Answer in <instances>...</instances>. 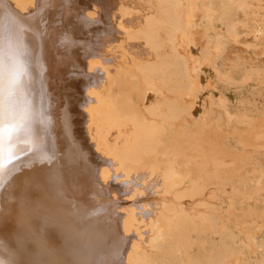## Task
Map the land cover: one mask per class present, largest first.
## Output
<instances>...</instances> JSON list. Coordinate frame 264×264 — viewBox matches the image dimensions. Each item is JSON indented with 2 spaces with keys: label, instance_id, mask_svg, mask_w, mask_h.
<instances>
[{
  "label": "bare ground",
  "instance_id": "6f19581e",
  "mask_svg": "<svg viewBox=\"0 0 264 264\" xmlns=\"http://www.w3.org/2000/svg\"><path fill=\"white\" fill-rule=\"evenodd\" d=\"M189 3L190 5H187ZM242 5V0H154L149 8L151 13L141 15L143 19L139 21V26H134L138 29L134 27L131 29L130 26L128 29L123 24L126 21H117L120 24L116 27L117 23L116 25L115 21L113 23L114 18L103 10L99 0L82 2L0 0V109H10L11 99L5 97V90L10 86L7 80L10 73L13 76L15 68L18 69L15 64L21 66V59H16L12 55L7 59L10 54L8 52L14 50L13 46L9 45V39L14 33L21 45L28 46L30 63L32 62L31 81L34 82V78L38 77L42 69L50 68L57 61L62 63L59 64V68L67 69L69 72L75 70L81 80L85 79L74 107L77 111L75 117L79 121L66 123L67 130L72 129L73 133L75 129L79 131L73 135L72 131L67 132L70 134L67 135L69 146L67 155L58 154L56 149L58 146H54L53 137L47 138L48 152H52L48 165L54 180L59 183L67 182L73 187L79 176L76 172L78 166L81 163L84 166L86 164L89 170L91 168L89 159L98 157L105 163L108 161L110 165L97 167L98 178L101 180L106 178L103 179L106 186L107 178L111 177V172L114 171L117 174L114 178L121 177L128 186L139 180L140 183L147 184L149 190L153 191L152 194L154 192L157 194L158 199L154 203L138 199L146 187L144 185L136 187L139 186L137 183L134 184L133 190L131 189L134 193H130L132 195L129 197L130 199L136 197V201L142 206H138L134 201L130 204L125 201L122 208L119 206L122 209L118 212L120 231L122 236L128 239L127 246L124 245L126 249L123 264H252L251 259L245 255L242 244L233 236V232L221 225L222 220L214 209L215 190L221 187L224 174H227L228 180L231 181L235 173L234 169L232 170L234 162L231 160L234 158H230L233 156L230 146L227 150L221 149L222 155L201 152L200 160L206 158L212 166L199 170L197 166L199 149L198 151L195 149V142L198 136L202 141L205 139L202 136L204 129L209 131L210 128L214 133V139L217 140L223 138L221 126L232 125L233 131L231 129L226 131L232 134L235 132L236 135L227 137L226 142L231 144L233 141L236 143L241 140L247 143L254 138V131L261 133L259 130L264 126L262 119L258 121L251 119L246 111L253 108L247 106L243 107V114L236 118L231 116H227V119L219 118V123L215 124L209 120L208 126L204 127L203 117L193 129V134L184 132V123L188 121L186 115L190 111L205 116L206 110L212 113L214 106H217L228 113L229 99L217 90L216 97L201 95L193 107L182 103L181 99L190 94L192 89L193 83L189 78L193 72L185 56L179 51V45L191 39L192 51L198 55L200 63L204 64L201 69L208 72L217 70L214 62L205 63V59L207 62L208 57L218 54L221 50L219 42L221 36L213 35L216 32L212 31L213 24L222 20L227 35L236 36L237 23L234 20V11L242 8ZM123 14H126V11H123ZM66 17L75 21L73 28L65 25ZM56 18L62 20L60 25L62 27L59 30L52 28L50 24ZM84 27L88 28L90 33L86 39L82 38ZM114 32L124 33L126 38L132 41L141 40L150 53V60L142 61L133 54L131 56L125 50L127 46L124 49V45L121 44L122 40L121 43L119 41L115 43L111 39L115 45H110L109 37ZM257 32L264 33V23H258ZM70 45L72 48L79 45L75 49L76 53L73 50L71 54L67 53L64 47ZM109 46H112L110 51L107 49ZM111 51L117 54L113 56L114 58L109 56ZM36 60L40 64L33 65ZM112 61L116 63L113 64ZM10 68L12 71H8ZM67 74L69 77L70 73L64 72L62 78L67 77ZM217 74L223 84L235 83L231 77L219 72ZM40 100L39 97L36 99V106ZM189 100L191 102V99ZM38 108L41 110L39 106ZM39 109L34 108L33 111L37 120L41 119L38 116ZM234 123H242L244 126L240 127ZM42 129L43 127L40 132L44 131ZM239 129L245 131V135H240ZM82 133L86 135L90 145L82 144L83 140L80 138ZM187 140L193 142L185 144ZM187 157L190 159L189 162L186 161ZM212 157L214 160H211ZM162 160L163 163H160ZM38 167L41 168V165ZM20 180L13 178L11 185L15 207L8 213L12 212L11 219L14 220V224L22 229L25 224L31 223L39 231L46 229L47 233L57 230L54 236L50 234L47 236L52 237L56 243L66 242V248L60 251L64 257L58 264H78L80 258L84 259V264H103L100 259L105 252L104 248L88 250L90 245L88 239L95 234L96 229L90 226L87 227V233V230L80 231L81 228L85 229L80 224L84 215L94 216L95 211L84 209V200L80 194H76V188L71 197L65 194L52 195V191L45 189L41 197L43 199H39L29 194L27 186L22 185ZM34 188L42 190L40 186L35 185ZM46 204L48 206L44 207ZM43 208L49 209L57 218L56 222L48 226L49 228L41 225L40 216L46 211ZM83 210L85 214L81 216ZM69 221H72L70 226L72 234L66 236L67 234L62 233V236L58 231L68 225ZM198 221L201 223L199 227ZM144 227L150 233L148 240L144 239L146 233L142 230ZM189 229L202 231V240L196 241V254L191 255H188L184 240V235ZM258 232V235L248 236L246 245L252 247L256 254L253 263L264 264L262 227ZM143 242L148 243L150 248L145 247ZM73 249L77 251L75 254L71 252ZM22 259L5 261L7 264H24Z\"/></svg>",
  "mask_w": 264,
  "mask_h": 264
},
{
  "label": "rangeland",
  "instance_id": "374dc122",
  "mask_svg": "<svg viewBox=\"0 0 264 264\" xmlns=\"http://www.w3.org/2000/svg\"><path fill=\"white\" fill-rule=\"evenodd\" d=\"M82 1L83 0H81V2ZM153 1L154 0H99V4L103 7L104 11L106 10L107 13L109 12V14L112 15L114 18L111 17L113 23L114 21L115 25L117 23L116 27L120 24H118V22L126 21L123 22L124 26H127L128 29H130V27L133 29L134 26H139V21L143 19V15L151 13L149 8ZM242 1V8L239 7L234 11V20L237 23V29L235 27L236 36L227 35L222 20H218L213 24L212 31L216 32L213 33L211 31V33L219 37L221 36V38H219L221 50L218 54L208 57L209 59H207V62L205 59V63L207 64L210 62L213 64L214 62L217 70L208 72L205 69H201V66L203 67L204 64L200 63V58L192 51L191 39L185 40L179 45V51L185 56L193 72L189 78V81L193 83L192 89L190 90V94L185 95L181 99L182 103H187L185 105L193 107L196 105V101L199 100L201 95L207 94L216 97L217 90L229 99L228 113L223 112L217 106H214L212 113L206 110L205 116H200L193 113L194 111H190L186 115L188 121L184 123L185 127L183 128L184 132H187V134L194 133L192 132L193 129L198 126L199 122L203 120V117L205 121L202 123H205V127L208 126L209 120L215 124L216 122L219 123V118L227 119V116L236 118L243 114V107L247 106H252L253 108L250 111H246L247 114L250 115L249 117L256 121L262 119L264 125V33L257 32L258 23H264V0ZM187 5H190V3ZM123 11H126V14H123ZM115 13H119V16ZM61 23L62 20L56 18L51 21L50 24L52 28H58L59 30L62 27L60 26ZM64 23L73 28L75 21L73 22L66 17ZM132 23L135 25H132ZM87 26L89 28V25ZM88 28L84 27L82 29L83 39L84 37L86 39L87 35L90 34ZM135 28L136 27H134V29ZM136 29H138V27ZM118 35L120 37H118ZM124 35V33L119 32L110 34V45L114 46V42L118 43V41L120 42L122 40L121 42L123 43H120L124 45V49L125 46H127L125 50L131 54V56L135 55L142 61H149L150 53L147 51L144 43H142L141 40H129L126 38V35ZM111 39H113L114 42ZM123 39H125V41ZM132 42L137 43V45ZM9 45H12L14 50L8 52V54H10L7 59H9L11 55L16 59H21V66L18 67V65L15 64V67L18 69L15 68L16 72L13 71V76L12 73H10V77L7 80L10 86L5 90V97L11 99L10 109H0V255L3 257L0 256V264H7L5 260L10 261V259H13V262L15 258H23L22 261L24 264H58L64 257L60 251L66 248V242H59V245V243L52 240V237L47 236V234L54 236L57 230H51V233H47L46 229L45 231L42 229L39 231V229L31 223L25 224L22 229H19L14 224V220L11 219L12 212L8 213L15 207L14 197L11 193L13 178H16V180L20 178L22 185L24 184L27 186L28 193L39 199H43L41 197H43L45 189L50 190V192L52 191V195L65 194L71 197L76 188V194H80V197L84 200V209L90 212L92 210L93 212L95 211L94 216L83 213L84 210L81 213V216L85 214L80 222L85 229L81 228L80 231L85 232L90 226L96 229L95 234L91 235V238L88 239L90 241L88 244L91 245H89L90 247L88 246V250L91 251L96 247L104 248L105 252L100 259L103 264H123L124 249H126L128 239H125L120 231L118 212L122 209H120L119 206L122 208V205L126 202L130 204L133 203V201L135 204H138V206H142L141 203L136 201V197H131V199L129 197L134 193H132V190L134 184L137 183H139L137 184L139 186L136 187H143V185L146 187V192H142L138 199L154 203L155 200L158 199L157 194H155V192L152 194L153 191L151 189L149 190L147 184H142L139 180L128 186L127 183L122 181L121 177L114 178L117 175L114 171L111 172V177L107 178L106 186V182L103 181V179L106 180V178H102V180L98 178L97 167L99 165L100 167H107V165H110L108 161L105 163V161L103 162V160L98 157H91L89 159L88 162L91 167L89 170L86 164L84 166V164L81 163V165L78 166V171L76 172L79 173V176L73 187L67 182L59 183L54 180L48 165L52 152H48L47 147L49 145L47 138L48 136L53 137L54 140L52 141L54 146H58V148H56L58 154L67 155L69 150L67 135H70L67 132L72 131V129L69 128L67 130V124L79 121L75 117L77 111L74 110V107L78 100L79 93H81V85L84 84L85 79L81 80L79 74H77L78 72H75V70L69 72L66 71L67 69L59 68V64L62 63L57 61L50 68L42 69L38 77L34 78L33 82L30 76V66L32 62L30 63L28 46L24 44L21 45L15 33L14 36L11 35ZM78 46L79 45L75 48L74 45V48H72L70 45L64 48L68 54H71L72 50L76 53L75 49H77ZM111 47L112 46H109V48H107L108 51H110L109 49ZM127 49H129V51ZM130 49L132 51H130ZM137 52L140 53L138 54ZM114 53L115 51H111L109 56L111 55L110 57L114 58L117 55ZM36 61L33 62V65L40 64L38 60ZM112 63L115 64L116 61H112ZM8 71H12L11 68ZM64 72L70 73L69 77L67 74V77L62 78L61 75H63ZM218 72L231 77L235 83L228 85L223 84L218 78ZM83 76L85 77L86 75ZM186 96H188V98ZM38 97L41 100L36 106V99ZM189 99H191V102ZM34 108L37 110L39 109L38 116L41 117L40 120L34 117ZM40 123L42 124L41 126ZM235 125L240 127L244 126L242 123H237ZM42 127L44 131L40 132ZM233 128L232 125L221 126L225 138L222 134L223 138H218L219 140L214 139V133L210 131V128L209 131L208 129L203 130L202 136H204L205 139L202 141L198 136L197 141L199 142H195V149L197 151L199 149L200 151V153H198L199 151L197 152V166L199 170L212 166L208 159L204 158L200 160L201 155L199 154H202L201 152L205 151L213 155H218V153L221 154V149L224 148L227 150V147L230 146V150L233 154L230 158H234L231 160L234 162L232 164V170L234 169L235 172L233 174L234 179L232 178L230 181V179L228 180L229 176L224 174L221 187H217L215 190L216 198H214V209L222 220L221 225L228 227V230L233 232V236H235V238L238 239L237 241L242 244L241 246L244 247L243 250L245 255H247L251 259V263L254 264L253 260L256 258V254L253 252L252 247L250 248L246 244H248V236L253 234L258 235L260 227L264 230V126L259 130L261 133L254 131L255 134L253 133L254 136L252 135L254 138H251L249 142L244 143L240 140L239 142L235 143L233 141L231 144H228L226 142L227 139L234 137L236 133L233 132L232 134L226 130L231 129L233 131ZM80 131L83 132L82 129ZM239 131L240 135H245V131L242 129H239ZM77 132L79 131L75 129L74 133ZM74 133L72 131L71 135ZM198 135H200V133ZM80 138L83 140V145H90L85 134L82 133ZM37 141L39 143H37ZM192 142V140H187L185 144H190ZM191 147L192 146H190L189 149ZM187 159L186 161L189 162V157H187ZM211 160H214V157H212ZM160 163H163V160L160 161ZM39 165H41V168L38 167ZM110 178L113 182L109 181L111 180ZM113 178L116 180L114 181ZM113 183L116 184L114 185ZM35 185L40 186L42 190H36L34 188ZM113 191L114 194H112ZM130 193L132 194L130 195ZM50 195L51 193L48 194V196ZM46 206L48 205L46 204L44 207ZM43 209H46V211L40 216L42 221L41 225L47 228L56 222L57 218L53 213H50L49 209ZM139 212H141V208ZM71 222L72 221H69L68 225L63 226L58 233L61 235L62 233L67 234L66 236L71 235ZM200 224V221H198V227ZM145 228L146 227L142 228V230L146 232H144V239L148 240L150 233L147 231L148 229L145 230ZM201 228L202 227H200V229ZM87 232L88 230L86 233ZM185 234L184 240L186 242L185 246L187 247L188 255L196 254V241L202 240V231L189 229ZM18 243H20L21 246ZM125 244L126 246H124ZM143 245L145 247L149 246L146 242H143ZM147 248H150V246ZM75 250L76 249H73L71 251L72 254L77 252ZM80 259L78 260V264H84V259Z\"/></svg>",
  "mask_w": 264,
  "mask_h": 264
}]
</instances>
